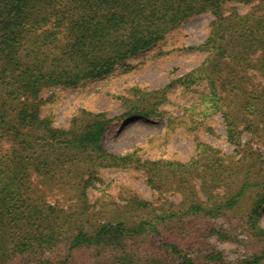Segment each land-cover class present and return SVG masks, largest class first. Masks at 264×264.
<instances>
[{
	"label": "trees",
	"instance_id": "1",
	"mask_svg": "<svg viewBox=\"0 0 264 264\" xmlns=\"http://www.w3.org/2000/svg\"><path fill=\"white\" fill-rule=\"evenodd\" d=\"M232 1L257 2L259 9L227 17L224 5ZM207 11L216 16L211 33L192 48L210 51V67L195 72L208 74L228 140L249 148L244 133L264 139V82H250L251 70L264 80V0H0V264H53L67 240L70 250L92 249L95 264H165L162 250L143 256L145 246L129 241L160 236L159 224L170 214L135 220L122 214L85 225L33 186L39 178L50 188H82L87 197L84 191L95 170L130 160L104 146L105 130L114 120L106 112L84 111L85 118L59 128L40 116L36 100L46 87L107 77L188 18ZM249 157L264 163L258 149H251ZM212 160L225 164L215 155ZM150 164L156 172L173 167L179 173L190 166L163 161L142 166ZM241 182L223 203L213 207L204 201L194 203L185 213L211 215L234 209L250 187L262 186L248 222L253 235L263 241L258 217L264 184L253 182L251 175L242 176ZM129 206L143 211L151 204L134 197ZM164 247L168 255L178 257L176 264H197L179 244L168 242ZM206 258L212 263L224 260L214 247ZM262 260L254 256L236 264H264Z\"/></svg>",
	"mask_w": 264,
	"mask_h": 264
},
{
	"label": "rangeland",
	"instance_id": "2",
	"mask_svg": "<svg viewBox=\"0 0 264 264\" xmlns=\"http://www.w3.org/2000/svg\"><path fill=\"white\" fill-rule=\"evenodd\" d=\"M258 4L228 2L223 14L247 15L258 10ZM215 20L212 11L192 16L107 77L70 87H46L36 100L40 116L59 128H69L76 118H85L84 111L106 112L114 120L105 130L104 146L130 160L95 170L84 191L87 197L82 188H50L39 178L33 186L41 189L48 201L73 213L80 220L74 224H96L122 214L132 220L170 214V219L159 224L160 236L129 241L145 246L143 256L162 250L165 264L179 260L168 255L164 247L168 242L179 244L197 264H236L248 257H264V240L253 235L248 222L250 207L262 186L250 187L234 209L211 215L185 213L194 203L204 201L206 207L223 203L239 190L244 175L264 184V163L249 157L251 149H258L264 159V139L244 133L249 148L229 141L208 74L195 72L210 67V51L192 46L208 38ZM193 72L192 77H185ZM250 73L251 83L264 82L258 71ZM131 111L137 114H128ZM142 112L151 116H142ZM214 155L225 164L214 163ZM147 161L190 166L179 173L173 167L156 172L151 164L142 166ZM227 165H231L228 170ZM134 197L149 201L151 206L143 211L130 207ZM258 219L264 227V206ZM220 230L227 236H220ZM213 247L223 253L222 262L206 258ZM93 253L89 248L70 250L67 240L53 264H95Z\"/></svg>",
	"mask_w": 264,
	"mask_h": 264
}]
</instances>
